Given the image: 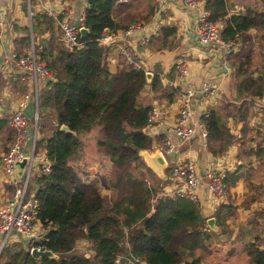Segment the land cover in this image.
Returning a JSON list of instances; mask_svg holds the SVG:
<instances>
[{
	"label": "trees",
	"instance_id": "16d2710c",
	"mask_svg": "<svg viewBox=\"0 0 264 264\" xmlns=\"http://www.w3.org/2000/svg\"><path fill=\"white\" fill-rule=\"evenodd\" d=\"M64 1L77 5L81 0ZM203 1L209 20L221 24L222 40L238 42L240 35L253 34L260 64L259 75L238 86L240 101L231 112L219 115L215 109L206 108L201 115L205 148L221 157L230 144L238 143L239 153L250 150L254 157L263 159L264 117L260 114L257 121L259 108L253 110V97L264 90L262 0L244 1L239 9L234 0ZM153 11L151 0H85L83 27L87 33L77 37L78 45L72 50L58 38L59 31L51 19L38 13L32 16L33 43L51 78L41 87L36 123V144L44 145L50 171L31 178L29 194L37 204L38 221L47 229L44 246L55 257L32 258L21 243L12 241L1 248L0 264H114L117 255L136 257L144 264H196V252L199 257L212 251L213 231L206 230V218L198 203L187 196L162 194L163 178L169 177L170 169L158 177L140 157L141 151L151 150V138L143 128L153 105L144 94L159 96L163 90L159 76L153 74L146 79L143 70L124 65L120 58L109 69L103 62V54L109 49L97 43L106 31H120L132 22L145 23ZM12 30L18 49L28 46L26 24H12ZM44 32L48 33L46 40L41 38ZM172 34L173 28L160 27L150 42L158 49L169 47L163 40ZM249 39L241 41L243 54L231 57L235 75L245 74L255 66ZM177 92L170 88L169 100ZM229 117L239 123L237 136L231 131ZM61 124L73 134L59 131ZM91 138L96 152L106 162L101 177L110 190L109 198L101 196L95 183L82 180L68 164L82 141ZM244 138H248L245 145ZM235 170L236 166L223 179L227 202L219 204L212 215L215 226L222 229L228 225L223 216L231 215L234 220L237 209L250 213V209H256L252 205L262 201L260 190L264 192V178L258 177L247 185L246 197L234 204L229 191L240 176ZM263 210L260 215L264 216ZM233 231L229 230L228 239ZM235 232L248 261L264 264L260 236L243 240L241 232ZM79 239L91 243L87 250L74 248Z\"/></svg>",
	"mask_w": 264,
	"mask_h": 264
},
{
	"label": "built area",
	"instance_id": "2783aa9c",
	"mask_svg": "<svg viewBox=\"0 0 264 264\" xmlns=\"http://www.w3.org/2000/svg\"><path fill=\"white\" fill-rule=\"evenodd\" d=\"M8 1L10 2L8 9L0 4V52L5 42L8 43L9 48L7 55L0 60V80L10 81L15 88L13 90L5 88L1 92L5 98L9 99L7 100L6 123L11 132V139L0 157V174L11 191L4 204L0 206V250L8 242L16 241L30 253L32 250H47L44 246L47 229L43 228L37 219V204L29 194V181L34 174L50 171V162L44 149L36 144V123L41 87L51 78L44 62L40 60L34 50L33 41L30 40L27 49L22 53L10 45L15 37L10 11L13 7L12 4L16 6L23 2L25 13L30 20L35 13L43 14L51 19L59 31V39L68 50H72L78 45L79 28L74 23L77 21L80 26H83V12L72 18V5L64 0ZM177 2L194 16L190 27L198 48L219 49L223 57L227 58L238 47L234 40L221 39V24L209 20V12L205 9L202 0H152L154 11L148 22H132L120 31H106L97 39L98 45L115 50L124 65L134 70H143L139 50L147 49L150 45L152 32L148 30V25L153 23L159 27L160 15L166 10H172V7L176 9ZM25 24L30 30V22L26 21ZM174 67L178 77L182 80L188 72L187 66L176 62ZM15 84L20 86L18 91ZM213 95L214 87L209 82L202 83L199 92L186 89L176 100L178 103L175 102V119L165 132L176 135L181 141L189 140L195 132L194 127L189 123V105L192 98L200 96L204 99H211ZM161 114L162 110L153 105L148 112L145 129L150 128ZM28 116H31L32 122L29 121ZM200 117L199 125L203 130L200 135L205 137ZM145 134L151 137L147 132ZM155 150L165 160L174 152L173 145L168 139L163 140L161 146ZM22 159H27V163L23 167L22 175L18 177L14 170V162ZM170 168L171 177L181 180L180 185L162 187L161 193L168 196H187L191 200L197 201L195 190L200 186L201 178L197 175L194 160H184L170 165ZM226 173L227 171L221 167L210 164L203 173V177L207 179L206 186L209 190V197L215 203H218L219 198H223L225 195L223 179ZM83 180L89 179L85 177ZM89 245H91L90 242ZM86 247L87 244H83L82 247L74 246L76 250ZM114 264H144V262L136 257L117 255Z\"/></svg>",
	"mask_w": 264,
	"mask_h": 264
},
{
	"label": "crops",
	"instance_id": "0c3cea01",
	"mask_svg": "<svg viewBox=\"0 0 264 264\" xmlns=\"http://www.w3.org/2000/svg\"><path fill=\"white\" fill-rule=\"evenodd\" d=\"M242 2L243 0H234L235 8L239 9L241 6L240 3ZM262 3L264 6V0H262ZM0 4L7 9L10 7V2L8 0H0ZM71 5L73 8L72 18H75L81 11H83L85 2L84 0H81L77 3V5ZM10 13L12 14L11 11ZM193 20V14L184 10L181 7V4L177 2L176 9H173L172 7V10H166L160 15L159 20L160 26H168L173 28V34L169 38L163 40L166 42V44H169V47L168 45H165L158 49L155 43L150 42V45L147 49L139 50L140 63L144 72H148L150 77L153 74H157L161 81V85L164 86H162L163 90L161 93H158L159 96L156 98L154 95H152V93L145 92L144 94L150 98L152 105L162 110V114L150 128H143V132H147L151 135V150L143 151H147L149 154L157 151L155 148L160 147L163 140L165 139H168L172 143L174 152L171 156L166 158V160L163 158L165 162V168L162 170L160 175L161 178L164 176L163 174L165 169H170L169 171L171 173L170 165H174L188 159L194 160L197 175L201 178L200 186L195 190V195L197 198L196 202L198 203L202 216L208 219L213 218L212 215L217 206L221 203H226L227 198H219V202L215 203L214 200L209 197V190L206 184L202 181L203 173L207 166L210 164L216 167H221L222 169L226 170L227 173L235 169L236 166L235 171H237L240 176L236 182V185L230 188L229 197L234 204H237L246 197L248 192L247 185L255 183L258 177L264 178V158L261 159L259 156L254 157L250 150H248L245 154L241 151L239 153L238 143L230 144L221 157L216 156L212 152L208 151L204 144L205 137L200 135L203 130L201 125H199V117L206 108L215 109L219 115H222L227 111L231 112L233 106L240 101L237 92L238 86L244 84L248 79L259 75L260 64L258 60L256 61L258 56L254 55V53L256 54L257 43L253 38L252 33L240 35L237 42L238 47L235 48L230 56L225 58L219 49L216 50L212 47L201 49L196 46L194 35L190 27ZM148 21L149 19L146 22ZM12 22V24H17L20 26L25 25L24 20L22 22H16L13 18ZM159 27L152 23L148 25V30L152 32V36H155ZM247 34H250L252 50L255 49L252 53V63L255 64V66H252L249 72L245 74L235 75L231 57L233 55L241 56L243 54L241 53V40L242 38H245ZM47 37L48 33L46 32H44L41 36L43 40H46ZM14 40L15 39L10 42V45L13 46L18 52L22 53L27 49V46H25L24 48H19V50ZM37 42L38 40L36 39L35 43ZM8 49V43L5 42L0 52V60L7 55ZM108 49L109 50L106 51L105 56H103V61L109 69H113L117 59H119L120 56L115 50H112L111 48ZM176 62H181L188 68V72L182 80L178 77L177 71L173 68V65ZM205 82H209V84L213 85L214 95L211 97V99H204L200 96L198 98H192L189 105V123L194 127V135L187 141H181L176 135L170 132H165L166 128L171 125L175 119L176 100L184 93L186 89L199 92L200 86ZM16 87L18 91L20 86L16 85ZM5 88L8 90H13L15 86H13V84L6 79L0 80V157L11 139V132L6 123L8 107L7 100L9 99L5 98L1 93ZM170 88H174L178 91L177 94L174 93V95L171 96V100H169V97L167 96ZM162 94H164V97L160 96ZM253 100L255 104L253 110H255V108V111H257L258 108L264 109V90L262 91L261 95H255ZM257 116L258 121L260 117L259 115ZM229 119L231 131L237 136L238 132L236 131V128L239 126V123H237L231 117H229ZM247 140L248 138H244V145L247 144ZM183 142H186L187 149L186 151L179 153L178 149L182 147L181 143ZM39 146H41V149H44V145L41 144ZM251 146H254L253 143H251ZM262 147L264 148V145H262ZM84 173L88 174L89 172ZM34 176L35 174L32 176V178ZM163 179H165L163 180L162 184V187L164 188L169 186H179L181 181L179 179L175 180L172 178L171 174H169L168 178ZM94 183L96 184L95 181ZM261 183L264 186V181ZM103 184H96L99 194L109 198L110 190L105 184V186ZM10 191V187L5 183L4 178L0 174V206L4 204ZM260 193V198L262 200L261 203L258 206L252 205L254 208H256L255 210L250 209L251 212L247 213L237 209L234 214L238 216L234 220L232 218L231 220L228 219V221H225L229 216L222 217L223 220L228 224L226 226L227 228L222 229L221 227H216L215 223H213V229H211L207 226V224H205L206 230L213 231V235H210L212 239V251L209 253H204L199 257V253L196 252V264H238L232 262V259L236 255L242 256L246 260V264H251L242 250L241 242L237 241L235 231L239 230L241 232L239 237L243 240L258 234L264 243V216L263 214L260 215V211L264 208V192L260 190ZM235 220H237V222ZM231 221H233V223ZM231 229L234 231L232 232L231 238L228 239V232ZM221 237L224 238L221 239ZM229 240H232V242H228ZM76 242H78V246L75 247H82L83 244H87V241L84 239L80 241L77 240ZM236 245L239 247L238 252H236ZM221 248H225L226 252L229 253V256H223L222 251H220Z\"/></svg>",
	"mask_w": 264,
	"mask_h": 264
},
{
	"label": "rangeland",
	"instance_id": "374dc122",
	"mask_svg": "<svg viewBox=\"0 0 264 264\" xmlns=\"http://www.w3.org/2000/svg\"><path fill=\"white\" fill-rule=\"evenodd\" d=\"M244 1L245 0H243V2ZM84 2H85V0H84ZM240 4L242 5V3H240ZM12 6L13 7H12L11 12H12L14 21L22 22L24 20L25 22L27 21V23L28 22L31 23V20L28 18L26 13L24 14L25 10H23V7H24V3L23 2L22 3L20 2L17 6H14L12 4ZM249 38H250V34H247L245 36V38H242L241 41H246ZM30 40L33 41V37H32L31 31L29 30V41ZM34 50L37 53V51L35 49V46H34ZM253 50H255V49H253ZM254 55H257V54L254 53ZM262 109L263 108L259 109L258 115L261 114L264 117V112H263L264 109L263 110ZM28 117H29L28 118L29 121L32 122L31 116H28ZM181 145H182V147L180 149H178L179 153H182V152L186 151V149H187L186 142L181 143ZM68 164L70 165V167H72L74 169L76 174L79 177H81V179H84L85 177H87L89 180L93 179L96 182V184L99 183V185H102L104 183V181H103L101 176H102V174H103V172H104V170L106 168L105 167L106 166V162L96 152V150L94 148V145H93L92 138H91V140H88V141H82L80 150L78 151V153L76 155L71 157V159H68ZM93 171H95V172H93ZM84 172H89V173L87 174V173H84ZM93 180H91L92 183H94ZM202 181L206 184L207 179L205 177H203ZM228 219L231 220L232 216L227 217L225 221H228ZM235 221L237 222V220H235ZM222 238H224V237H221V239ZM235 248H236V252H238L239 251V247L236 245ZM220 251H222V255L223 256H229V253L226 252L225 248L224 249L221 248ZM220 251H219V253H220ZM232 262L238 263V264H246V260L240 255H236L232 259Z\"/></svg>",
	"mask_w": 264,
	"mask_h": 264
},
{
	"label": "water",
	"instance_id": "95a60500",
	"mask_svg": "<svg viewBox=\"0 0 264 264\" xmlns=\"http://www.w3.org/2000/svg\"><path fill=\"white\" fill-rule=\"evenodd\" d=\"M74 24L76 27L79 28V35L80 36L86 35L87 30L83 26H80V24L77 21ZM145 77H146V79H148L150 77V74L148 72L145 73ZM147 88H148V86L145 85L144 89H147ZM58 130L62 131L64 133L73 134V132L71 130H69V128L64 124H61L59 126ZM141 157H142L145 165L153 173H155L156 176L160 177L162 170L165 168V162H164L162 155L158 151H155L151 154H149L147 151H142ZM26 163H27V159H22L21 161L14 162V170H15V173L18 177H20L22 175L23 167ZM213 223H214L213 218L206 219V224L209 228L213 229ZM29 254L32 258H45V257L54 258L55 257L53 252H51L50 250H43V251L32 250Z\"/></svg>",
	"mask_w": 264,
	"mask_h": 264
},
{
	"label": "clouds",
	"instance_id": "9594fccd",
	"mask_svg": "<svg viewBox=\"0 0 264 264\" xmlns=\"http://www.w3.org/2000/svg\"><path fill=\"white\" fill-rule=\"evenodd\" d=\"M203 1V0H202ZM117 2H124V1H119V0H117ZM204 2V1H203ZM81 12H83V11H81ZM30 27H31V24H30ZM104 34V33H103ZM105 48V47H104ZM103 60H104V58H103ZM104 62V61H103ZM105 64V63H104ZM173 68L175 69V67H174V65H173ZM176 70V69H175ZM144 71V70H143ZM144 73H147V72H144ZM145 128V127H144ZM145 133V132H144ZM147 135V134H146ZM150 137V136H149ZM171 174V173H170ZM83 180V179H82ZM86 181H91V180H86ZM226 195V194H225ZM225 195H224V197L223 198H225ZM206 224V223H205ZM79 240H82V239H79ZM90 245H89V242L87 241V247L85 248L86 250H87V248L89 247ZM48 250V249H47ZM27 251V250H26Z\"/></svg>",
	"mask_w": 264,
	"mask_h": 264
}]
</instances>
